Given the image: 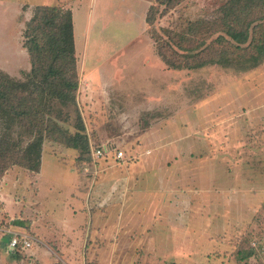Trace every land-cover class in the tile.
Here are the masks:
<instances>
[{
    "label": "rangeland",
    "instance_id": "374dc122",
    "mask_svg": "<svg viewBox=\"0 0 264 264\" xmlns=\"http://www.w3.org/2000/svg\"><path fill=\"white\" fill-rule=\"evenodd\" d=\"M89 1L81 2L80 13L76 16L81 22L80 26L77 23V32L83 29L86 13L93 5L94 0ZM109 1L118 6L114 10L122 8V0ZM137 2V12L133 16L125 11V7L118 16L114 15V10H109L108 15L113 19L107 27L103 24L105 11L102 8L108 5V0L99 2V14L90 33L94 58L96 54H117L126 48L125 53L113 62L105 61L99 65L102 69H98L110 78L116 70L120 71L117 74L119 80L107 81L100 97L93 101L95 105L91 103L92 107L87 109H83V103L93 99L90 94L94 81L83 83V91L77 93L80 96L77 97V108L63 109L59 120L68 135L76 134L79 130L77 110L84 123L81 133L87 147H68L65 143H72L68 137L47 140L43 152L49 155L50 165H45V169L52 174V180L58 179L59 184L65 185L72 169L86 173L93 171L100 162H106L107 168L137 166L139 181L136 179L132 186L134 191L137 188L141 192L137 191L139 195L130 193V201L148 202L143 205L145 213L156 203L163 202L162 206H168L165 202L177 203V209L174 205L161 209L164 222L168 223L172 216L177 217V228L171 233L169 224L162 223L161 227L157 225L151 229L161 234L157 248L151 249L156 251L158 262L161 258V264L169 257L175 258V264H234V255L241 247L246 248V252L252 249L256 257L246 264H264V61L246 70L237 65L172 69L164 58L162 60L159 51L169 61L178 60L187 65L196 62L189 57L191 53L169 41L166 31L187 32L190 23H216L228 0H183L173 8L161 6L153 24H147L143 36L145 25L141 14L146 4ZM148 3L149 11L156 0H148ZM43 5L68 10L67 0H0V71L15 80H24L31 70L24 33L36 7ZM261 14L259 11L253 17L254 22ZM257 24L264 26V21ZM212 39H207V44ZM79 40H83L82 32ZM146 44H149L145 50L147 56L144 54ZM243 55V52L235 51L232 62L250 61V53H246V58ZM89 62L90 65L93 63ZM105 147L109 149L108 159L94 158L92 149ZM119 150L125 153L123 161L116 160ZM26 171L29 170L15 166L0 177L1 240L26 236L25 231H11L16 225L25 227V207L18 211V205H12L10 212H17L9 217L1 193L2 188L11 190V184L24 186L26 182L33 185L32 179L26 181ZM111 172L114 170L107 174ZM162 178L168 181L164 182ZM170 184L173 191L169 189ZM251 189L259 191L255 201L251 200L254 196L248 201L245 196L252 194ZM117 195V199L122 196ZM202 204L204 211L209 206L206 231L203 230L205 223H201L207 217L206 212H201ZM249 217L254 219L253 222ZM186 220L194 222L195 229L210 237V251L202 252L200 246L197 249L196 239L191 240L188 234L185 235ZM225 226L232 227L226 231ZM26 252L20 249L17 254L26 259Z\"/></svg>",
    "mask_w": 264,
    "mask_h": 264
},
{
    "label": "crops",
    "instance_id": "0c3cea01",
    "mask_svg": "<svg viewBox=\"0 0 264 264\" xmlns=\"http://www.w3.org/2000/svg\"><path fill=\"white\" fill-rule=\"evenodd\" d=\"M82 1L83 0H67L66 7L73 14L76 56L78 58V72L80 75L79 94L83 91V83L94 81L90 94V97L93 99L89 100L90 102H88V100L86 102L85 100L83 103V109H87L92 107V104L95 105L93 101L100 97L101 91L103 90L102 86H106L107 81L113 83L118 81L119 78H117V74L121 73L116 70L115 74H112V78H110V76L104 74L102 71L99 72L102 69V67L99 68V65H102L105 61L113 62L116 57L125 53L124 50L126 48L123 47L120 52H116L117 54H105L101 52V55L96 54V59L94 58L90 33L95 24V18L99 14L97 11L101 0H94L93 5H90L86 13L83 29L81 30L83 40H79L81 38V32H77L76 29L80 26L81 22L79 18L77 21L76 16L80 13L79 8ZM137 1L138 0H122V8L120 7V9L114 10V8L118 6H114L113 3L108 0V5L102 8V11H105L104 18H102L104 27H107L109 22L113 19L108 15L109 10H111V12L114 10V15L118 16L124 12L123 7H125L127 8L125 11L133 16V14L137 12ZM139 1H141L142 4H146L143 6V12L141 14L145 25L142 31L143 36L147 31L146 15L149 3L148 0ZM89 2H91V0ZM106 17L107 20H105ZM78 22L79 26L77 24ZM148 45L146 44L144 49L145 56H147L145 50ZM127 47H129V45ZM141 55L143 57V54L140 53V56ZM89 60L93 61L91 65ZM104 67L105 65L103 68ZM87 104H89V106H87ZM105 149L109 153V149L106 147ZM146 155L147 154H145V156ZM47 157H49L47 152H43L42 164L38 172L26 171L28 174L25 175L26 181L29 182V179H32L33 185H27L25 182V184H23L24 186H13L11 184V190L1 189L4 199L3 203L5 204V212H7L9 217L17 212H10L12 205H18V211H21L22 207H25V214L27 217L25 227L16 225L17 227L15 226L11 231L13 233L15 230L19 233L25 231L24 235L31 240V247L25 249L27 250L25 259L20 255H13L14 250L9 248L12 237L0 240V264L162 263V260L160 261L161 258H159V262L158 259H155L156 251L151 250L152 248H154V250L157 248L156 242L161 239V234L151 229L157 225L161 227L160 224L162 223L166 225L169 224L172 233L173 229H176L178 225L177 217L172 216L168 223L164 222V218L161 216V209H169L171 205H174V209H177V203L171 204L165 202L168 203V206H162L163 202H159L160 204L156 203V206L151 209L148 208L145 213L143 205H147L148 202L144 204V202L140 203L138 200L130 201L128 199L130 193H138L137 191H139V193L141 192L140 189L137 188L134 191L132 186L133 183L139 181V168H136L137 166L132 165L131 168L122 167L121 169L116 166L107 168L108 164L106 162H100V165L94 166L93 171L91 170L90 172L85 173L84 171L80 172L72 169L69 170L70 179L67 181V184L64 185L59 184L58 179H55V181L52 180V174L48 173L45 169V165L47 167L50 165ZM52 158H54V156ZM52 158L50 161L54 165L55 158ZM102 160L106 159L102 158ZM110 170H114V172L107 174ZM162 179L164 182L168 181V179ZM170 180L172 179L170 178ZM142 181L144 180L142 179ZM251 187L253 186L250 185V188ZM169 189L171 191L174 190V188H171V184ZM10 192H12V194ZM257 192L259 191L251 189L250 193L252 194L245 195L247 196V201L251 199V196H254V199L251 200L255 201L258 196ZM261 192L263 193V191ZM14 193L20 194V196H15ZM117 194L122 195L120 199H117ZM202 209L201 212H206L207 214V217L201 220L202 224L205 223L206 229L203 230L206 231L207 228H209V206L207 205L206 211H204V205L202 204ZM201 218H203V215H201ZM249 219L251 222L254 220L251 217H249ZM194 224V222H188L186 220L184 224L185 235L188 234L191 240L196 239L197 249H200V246L202 252L210 251V237L204 234L203 231L199 232L195 229ZM147 225H151V228H147ZM247 226H249V224H247ZM205 227L203 226V228ZM231 227H227L226 231ZM149 230L151 231L149 232ZM233 239L236 241V238ZM203 247L205 248L203 249ZM225 254H227V252H225ZM255 258V256H252L245 262H238L235 257L233 260L234 264H246L248 261H252ZM174 259V257H169L168 260H164L165 264L174 262ZM175 263L176 260L174 264ZM217 263L219 262L217 261Z\"/></svg>",
    "mask_w": 264,
    "mask_h": 264
},
{
    "label": "trees",
    "instance_id": "16d2710c",
    "mask_svg": "<svg viewBox=\"0 0 264 264\" xmlns=\"http://www.w3.org/2000/svg\"><path fill=\"white\" fill-rule=\"evenodd\" d=\"M182 2L156 0L158 5L150 6L146 23L153 24L161 6L173 8ZM259 11L262 14L254 22L253 17ZM261 21H264V0H228L216 23H190L187 32L166 31L169 41L191 53L189 57L196 63L187 65L178 60L169 61L161 51L160 57L176 70H194L208 65L225 68L237 65L244 70L255 68L264 61V26L257 24ZM216 34L218 36L212 39ZM207 39L212 40L207 44ZM24 46L31 61V70L25 79L15 80L0 71V177L15 166L38 172L47 140L68 137L72 142L65 143L68 147H87L81 133L84 123L77 110L79 130L76 134L68 135L59 120L65 109L77 108L80 85L72 12L61 7L37 6L27 23ZM235 51L243 52L245 58L246 53H250V61L234 64L231 58ZM20 249L14 250L13 255H19ZM238 249L234 255L238 262H245L254 255L252 249L248 252L243 247Z\"/></svg>",
    "mask_w": 264,
    "mask_h": 264
},
{
    "label": "built area",
    "instance_id": "2783aa9c",
    "mask_svg": "<svg viewBox=\"0 0 264 264\" xmlns=\"http://www.w3.org/2000/svg\"><path fill=\"white\" fill-rule=\"evenodd\" d=\"M92 153L94 158L102 159L108 156V152L105 148H99V149H92ZM125 157V153L123 150L116 151V159L123 160ZM1 231V230H0ZM2 238V234L0 233V240ZM19 247L21 249L25 250L31 247V240L27 236H22L21 238L18 236H13V238L10 240L9 248L11 250H16Z\"/></svg>",
    "mask_w": 264,
    "mask_h": 264
}]
</instances>
